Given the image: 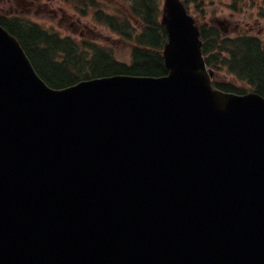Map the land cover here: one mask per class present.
<instances>
[{"label":"water","instance_id":"95a60500","mask_svg":"<svg viewBox=\"0 0 264 264\" xmlns=\"http://www.w3.org/2000/svg\"><path fill=\"white\" fill-rule=\"evenodd\" d=\"M166 77L49 88L0 26V264H264V98L224 93L164 0Z\"/></svg>","mask_w":264,"mask_h":264},{"label":"trees","instance_id":"16d2710c","mask_svg":"<svg viewBox=\"0 0 264 264\" xmlns=\"http://www.w3.org/2000/svg\"><path fill=\"white\" fill-rule=\"evenodd\" d=\"M81 1V0H76ZM130 13L143 24L139 33L124 12L119 17L104 13L92 0L93 18L132 43L130 63L120 62L111 50L94 43H79L43 31L36 25L12 20L0 21L19 41L39 76L52 88H64L83 79L111 75L163 76L167 72L161 51L166 34L159 23L158 0H123ZM186 4L198 0H184ZM188 4V5H189ZM264 4V0H263ZM187 6V5H186ZM85 15L84 10H80ZM202 51L209 67L225 71L264 97V41L255 36H223L215 27L200 26ZM225 92L243 93L231 82H213Z\"/></svg>","mask_w":264,"mask_h":264},{"label":"rangeland","instance_id":"374dc122","mask_svg":"<svg viewBox=\"0 0 264 264\" xmlns=\"http://www.w3.org/2000/svg\"><path fill=\"white\" fill-rule=\"evenodd\" d=\"M33 2V5L23 9L20 5H12L13 10H17L18 13H22L21 18H24L32 23L37 24L41 28L50 32H58L61 36H70L79 41L78 38L83 37L86 40H92L98 44L105 46L113 51L116 58L124 61L129 60L128 47L122 43L116 34L110 32L107 28L94 26L92 19L86 18L81 22L86 26L85 32L76 31L73 32L66 24L58 25V21L63 14L71 16V20H75L76 17L81 19V16L74 10L71 3H66L65 0H27ZM75 1V0H74ZM106 3L105 0H99ZM202 1V0H201ZM203 7L199 5L200 13L196 15L193 10H190V15L195 22L199 24H209L215 20L229 21L231 26L237 24L240 28H247V24L255 27L251 29L252 35H259L264 40V19L259 16L261 0H203ZM119 0H113V3L109 5H117ZM43 5L56 14L43 12ZM105 5V4H104ZM8 3L4 0L0 1V9H7ZM37 7L40 11H37ZM111 11V10H109ZM82 20V19H81ZM88 23V25L86 24ZM232 28V27H231ZM89 31V32H88ZM231 34L233 31L231 30ZM232 81L241 89H249L248 85L232 79Z\"/></svg>","mask_w":264,"mask_h":264},{"label":"flooded vegetation","instance_id":"af4514ba","mask_svg":"<svg viewBox=\"0 0 264 264\" xmlns=\"http://www.w3.org/2000/svg\"><path fill=\"white\" fill-rule=\"evenodd\" d=\"M6 3H8V6L6 7L7 9H0V11L3 13L4 17L9 18V17H15L16 13H18L17 10L12 9V5H20L19 7L26 9L30 6L33 5V2L27 1V0H4ZM37 11H40V8L37 7Z\"/></svg>","mask_w":264,"mask_h":264}]
</instances>
